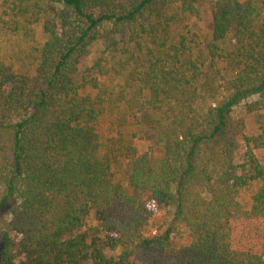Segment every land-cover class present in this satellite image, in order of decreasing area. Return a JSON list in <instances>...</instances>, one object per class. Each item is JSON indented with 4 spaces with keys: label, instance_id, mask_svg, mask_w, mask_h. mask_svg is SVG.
<instances>
[{
    "label": "trees",
    "instance_id": "16d2710c",
    "mask_svg": "<svg viewBox=\"0 0 264 264\" xmlns=\"http://www.w3.org/2000/svg\"><path fill=\"white\" fill-rule=\"evenodd\" d=\"M197 1L13 0L37 21L48 14L30 69L0 55V264H264V230L236 232L239 220L264 222V124L247 134L232 115L249 96L264 100V0H214L198 53L184 36L167 45L170 10L197 16ZM141 34L157 46L137 63L142 107L162 115L144 133L156 150L125 146L123 184L101 154L100 99L81 90L98 87L106 52ZM221 88L199 112L197 99Z\"/></svg>",
    "mask_w": 264,
    "mask_h": 264
},
{
    "label": "rangeland",
    "instance_id": "374dc122",
    "mask_svg": "<svg viewBox=\"0 0 264 264\" xmlns=\"http://www.w3.org/2000/svg\"><path fill=\"white\" fill-rule=\"evenodd\" d=\"M35 0H25L28 5H33ZM214 0H198V15H188L179 13L176 9L170 10V13L176 17L168 25V34L166 35L167 45L170 42L179 40L184 36L189 46L198 53L201 50L202 41L210 35L211 9L210 6ZM244 1V0H241ZM31 9V7H30ZM33 8L27 14L20 13L19 8L13 4V0H0V55L12 61L17 68L30 69L34 64V57L37 55V49L44 39L42 33V18L48 12L43 11L38 14L40 20L37 21L32 12ZM159 34V32H155ZM137 37L139 45L131 42L126 50L116 49L106 52L103 56L107 58V73L98 77V87L94 88L91 83L85 84L81 90L82 93L89 94L94 98L100 99L103 108L102 118L98 124V131L101 136V154H107L112 161V171L117 181L125 184V163L126 148L128 144L134 146L137 152L142 153L150 150H156L153 141L145 136L147 125L158 121L161 112H153L149 106H143L146 99V92L140 90L138 81L137 63L144 62L147 50H157V46L150 41L154 35L147 36L141 34ZM162 42V41H160ZM149 47V48H148ZM102 49L101 44L95 45L91 49L89 58L80 65L79 69L84 70L92 65L95 60L96 52ZM140 60L136 62L137 58ZM223 64V63H222ZM227 92L221 88L219 92L205 94L203 98H198L195 106L199 112H205L207 108L221 98ZM257 107V109H255ZM235 118H241L246 126L247 134L257 132L260 125L264 124V100L260 95H252L240 101L232 110ZM258 157L264 161V152L257 153ZM204 162L209 168H215L219 159L217 157L205 156ZM255 187H250L241 191L239 200L248 205L250 195ZM150 206V202H146ZM98 224L93 212H90L85 227L90 232L92 227ZM236 232L244 240L246 237L261 234L264 230L262 219H244L237 223ZM155 221L151 231L158 226ZM184 233L178 234L173 238L175 246L180 245ZM2 242L0 240V247Z\"/></svg>",
    "mask_w": 264,
    "mask_h": 264
}]
</instances>
